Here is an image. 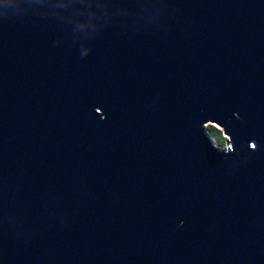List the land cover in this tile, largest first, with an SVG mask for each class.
<instances>
[{"label":"water","instance_id":"95a60500","mask_svg":"<svg viewBox=\"0 0 264 264\" xmlns=\"http://www.w3.org/2000/svg\"><path fill=\"white\" fill-rule=\"evenodd\" d=\"M0 264H264V0H0Z\"/></svg>","mask_w":264,"mask_h":264},{"label":"rangeland","instance_id":"374dc122","mask_svg":"<svg viewBox=\"0 0 264 264\" xmlns=\"http://www.w3.org/2000/svg\"><path fill=\"white\" fill-rule=\"evenodd\" d=\"M210 126H212V125H208V126H207L208 130H209V127H210ZM214 127H215L216 129L220 130L219 126L214 125ZM209 133L211 134L212 139H213V141L215 142V145H216V146H224V147H226V146H225V140H226V137L223 135V133H222V136L225 138V140L222 141L221 145H220V140H221V139H218V138L216 137V134H215L214 132L209 131ZM222 144H223V145H222Z\"/></svg>","mask_w":264,"mask_h":264},{"label":"trees","instance_id":"16d2710c","mask_svg":"<svg viewBox=\"0 0 264 264\" xmlns=\"http://www.w3.org/2000/svg\"><path fill=\"white\" fill-rule=\"evenodd\" d=\"M209 131L214 132V133L216 134V137H217L218 139H221V140H220V145H221L222 141L225 140V138L222 136V132H221L220 130L216 129L214 126H210V127H209ZM222 145H223V144H222Z\"/></svg>","mask_w":264,"mask_h":264}]
</instances>
